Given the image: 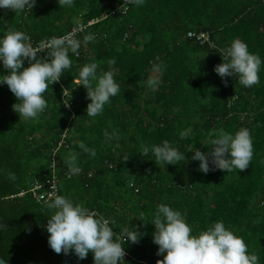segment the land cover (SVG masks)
Segmentation results:
<instances>
[{"label":"trees","instance_id":"trees-1","mask_svg":"<svg viewBox=\"0 0 264 264\" xmlns=\"http://www.w3.org/2000/svg\"><path fill=\"white\" fill-rule=\"evenodd\" d=\"M115 4L121 0H73L70 7L35 0L31 11L0 9V39L11 28L29 35L33 46L99 19L76 35L79 55L69 50L72 65L58 82L49 83L43 94L47 107L36 119L19 116L12 108L16 98L0 84V257L13 264H63L64 257H71V264H94L92 253L80 260L71 251L56 254L48 244L46 224L55 209L38 205L27 191L32 180L43 181L54 172L59 195L114 221L109 226L116 235L128 224L146 223L139 242L124 245L125 264L163 259L156 254L151 224L160 204L181 212L193 235L222 221L264 264L262 0H144L139 6L130 3L125 14L112 15ZM103 14L107 17L101 19ZM200 32L209 33L214 49L187 37ZM87 34L94 39L85 44ZM234 39L262 61L259 83L252 87L235 77H225V86L214 71L224 60L221 49ZM48 51L38 58L45 59ZM94 62L97 76L114 72L120 93L110 97L100 115L89 117L91 101L78 81L80 69ZM157 63L166 66L162 73L152 71ZM3 75L7 70L0 63ZM153 77L161 81L155 90L148 85ZM242 127L253 140L249 167L202 173L192 151L209 152L213 133L222 129L234 135ZM114 130L119 139L107 140L104 132ZM63 135L66 145L58 146ZM164 141L186 161L167 165L157 163L151 151L141 155L142 144L151 148ZM80 142L96 150L94 158L78 148ZM72 151L80 153L79 174H71L65 163ZM20 192L23 197H16Z\"/></svg>","mask_w":264,"mask_h":264},{"label":"clouds","instance_id":"clouds-1","mask_svg":"<svg viewBox=\"0 0 264 264\" xmlns=\"http://www.w3.org/2000/svg\"><path fill=\"white\" fill-rule=\"evenodd\" d=\"M61 6H72L73 0H58ZM134 5H142L144 0H128ZM35 0H0V9H9L15 13L32 10ZM80 29L62 37H52L39 46L34 47L31 37L22 31L7 30L3 39H0V63L7 70V75L0 76V84H6L14 95L17 103L12 105L13 110L25 119H36L47 107L43 94L49 89V83L58 82L65 69H69L72 61L68 53L79 55L81 42L76 39ZM94 39L92 34L83 37L86 44ZM48 49L45 59L38 58L39 53ZM224 60L215 66L214 71L221 77L227 86L225 77H235L244 87H252L259 83L261 59L259 55L249 52L248 46L240 39H234L231 45L221 49ZM158 59V58H157ZM27 61L28 66L25 67ZM115 59L108 64L114 65ZM98 63L85 64L79 71V84L87 90V98L91 101L86 108L89 117L100 115L104 106L110 103V97L120 93V85L114 80V72L109 70L97 76ZM166 66L162 63L154 64L152 71L162 73ZM95 82V84L93 83ZM161 83L153 77L148 85L155 90ZM107 140L119 139L118 130L104 132ZM186 133H181L182 138ZM216 138L208 141L211 151L201 152L195 149L192 160L199 161V170L207 174L211 170L219 169L231 172L234 169L244 171L249 167L253 158V140L250 130L240 128L235 134L224 130L213 133ZM78 148L95 157L96 150L86 147L84 142ZM152 152L157 163L175 165L186 161L185 154L172 147L168 141L162 145H152L151 148L141 145L140 153L147 156ZM80 153H69L65 163L71 174H79L81 168L77 166ZM127 161L128 158L124 157ZM212 165V168H210ZM149 171V170H146ZM8 178L15 180L14 173L9 172ZM55 209L47 219L46 231L49 234L48 244L56 254L68 255L74 252L80 260L93 254L94 264H125L126 255L124 245L128 242L136 244L143 233L138 226L123 227L119 235L114 233L109 225L114 223L94 211H89L80 204H74L71 199L56 195L48 205ZM145 214H140L143 221ZM153 243L158 245L156 264H258L259 257L249 254L243 238L226 229L222 221H217L199 232L192 234V228L186 223L181 212L173 210L165 204L157 206L154 218ZM115 236V239H114Z\"/></svg>","mask_w":264,"mask_h":264},{"label":"built area","instance_id":"built-area-1","mask_svg":"<svg viewBox=\"0 0 264 264\" xmlns=\"http://www.w3.org/2000/svg\"><path fill=\"white\" fill-rule=\"evenodd\" d=\"M262 3L264 4V0H262ZM129 5H130V3L128 2V0H121V5L115 4L114 8L111 10V14L112 15L125 14L127 12ZM106 17H107V15L103 14L101 19H104ZM98 21H99V19H94V20L89 21L86 25H83L82 23H80L76 27L72 28L68 33L72 32L74 29H80L76 33V35H77L78 33L85 30L88 26L93 25V24L97 23ZM60 37H62V36H60ZM187 37L189 39H193L199 45L207 44L211 49H214V45L210 41V35L208 32H200L198 34L188 33ZM48 40H50V39L44 40L42 42H46ZM37 46H39V44L35 45L34 47H37ZM46 50H48V49H45V51ZM65 138H66L65 135H63L58 146H65L66 145ZM52 166H54V164ZM27 192L29 194H31L32 199L38 205H49L54 200V197L56 195H59L58 182H57V179H56L54 172H52V174L49 178H46V179L44 178L43 181H39L37 179L32 180V182L30 183V188L28 189ZM24 194H25V192H20L19 194L15 195V196L21 198V197H23ZM126 259H127V255H125L123 257L124 261Z\"/></svg>","mask_w":264,"mask_h":264},{"label":"water","instance_id":"water-1","mask_svg":"<svg viewBox=\"0 0 264 264\" xmlns=\"http://www.w3.org/2000/svg\"><path fill=\"white\" fill-rule=\"evenodd\" d=\"M62 260H63V264H71V262H70L71 257H64ZM0 264H10V263L5 262V261L0 257Z\"/></svg>","mask_w":264,"mask_h":264},{"label":"flooded vegetation","instance_id":"flooded-vegetation-1","mask_svg":"<svg viewBox=\"0 0 264 264\" xmlns=\"http://www.w3.org/2000/svg\"><path fill=\"white\" fill-rule=\"evenodd\" d=\"M10 264H13V263H10Z\"/></svg>","mask_w":264,"mask_h":264}]
</instances>
